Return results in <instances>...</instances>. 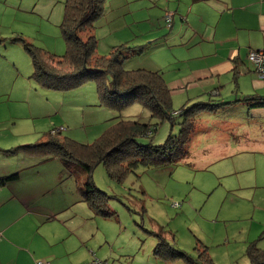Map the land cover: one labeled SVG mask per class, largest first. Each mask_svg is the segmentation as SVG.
Listing matches in <instances>:
<instances>
[{"label":"rangeland","instance_id":"obj_1","mask_svg":"<svg viewBox=\"0 0 264 264\" xmlns=\"http://www.w3.org/2000/svg\"><path fill=\"white\" fill-rule=\"evenodd\" d=\"M65 3L0 0V130L9 136L8 144H41L57 132L91 145L122 119L156 126L153 134L137 137L144 145H160L170 135H178L183 120L177 114L198 101L184 97V91L173 94L174 116L159 120L139 102L119 103L121 99L115 97V105L102 104L95 81L56 91L33 79L31 57L18 39L64 57ZM164 4L162 0H105L94 29L98 54L108 56L114 48H121L124 71L161 70L166 79L179 77L173 68L178 47L163 43L164 35L175 28L176 13L170 11L174 15L168 27L167 8L161 12ZM89 35L81 34L84 39ZM111 80L109 76V87ZM235 88L233 83L227 90ZM210 126L196 125L198 137L186 146V157L176 164L139 167L122 181L110 178L103 164L96 166L95 186L110 197L106 209L111 215L106 217L95 214L80 197L79 186L87 181L82 167L76 169L82 177L79 181L64 174L60 160L43 157L39 172L44 177L24 180L25 189L37 193L35 203L58 206L66 201L73 213L80 206L77 201L83 202L82 216L72 221L78 220V226L86 229L88 242L85 251L77 249L70 264H192L200 260L202 249L213 264H251L249 247L254 244L264 250V147L209 164L204 149L213 137L225 135ZM171 248L190 260H166L157 253V249L165 254ZM5 264H16L15 258Z\"/></svg>","mask_w":264,"mask_h":264},{"label":"crops","instance_id":"obj_2","mask_svg":"<svg viewBox=\"0 0 264 264\" xmlns=\"http://www.w3.org/2000/svg\"><path fill=\"white\" fill-rule=\"evenodd\" d=\"M162 1L163 14L166 8L176 13L175 28H171L172 34L164 35L163 43L178 47L173 68L180 76L166 79L161 70L153 71L162 73L172 100L174 93L183 91L184 97L198 100L193 104L264 96V80L255 75L248 59L251 50L264 48V0ZM233 83L236 88L228 91ZM248 104L242 100L196 118L195 130L196 125L210 123L225 134L213 137L204 149L209 164L264 147V107ZM198 133L194 131L189 143ZM8 139L0 130V264L12 256L16 264H70L77 249L85 251L88 242L86 229L78 226V220L72 221L82 216L83 202L77 201L80 206L73 213L66 201L58 206L35 203L37 193L26 190L24 180L43 176L40 163L44 158L25 153V144L9 145ZM14 174L18 177L9 179Z\"/></svg>","mask_w":264,"mask_h":264},{"label":"trees","instance_id":"obj_3","mask_svg":"<svg viewBox=\"0 0 264 264\" xmlns=\"http://www.w3.org/2000/svg\"><path fill=\"white\" fill-rule=\"evenodd\" d=\"M104 5L105 0H66L61 25L67 46V54L64 57H55L23 39H18L31 57L34 67L33 79L42 87L56 91H69L88 81H95L102 104L115 105L112 100L115 97L121 99L119 103L139 102L148 108L152 117L159 120L171 119L175 110L170 89L162 73L143 69L124 71L122 62L125 55L121 48H114L108 56L98 54L94 29L96 20L103 14ZM170 11L166 10V13ZM84 32L91 35L84 39L81 36ZM252 51L262 52L264 49L250 52ZM249 61L252 62L250 59ZM252 64L255 75L264 80L258 66L253 62ZM109 76L112 79L110 87ZM243 98L230 102L197 103L182 109L179 113L183 120L180 133L176 136L170 135L160 145H144L137 138L153 134L157 129L155 125L122 119L91 145L62 137L56 132L51 133L46 142L23 146V151L40 154L42 158L60 160L64 174L79 181L82 177L76 169L82 167L87 174V181L79 186L80 197L89 204L95 214L106 217L111 215L106 209L110 197L95 186L93 171L96 166L103 164L110 178L122 181L129 172H135L139 167L162 168L176 164L186 157V146L195 131V121L199 114L215 112L242 100L253 107H264V96ZM17 177L18 175L14 174L9 179ZM158 252L166 260L179 257L190 260L173 248L165 254L157 249ZM199 256L200 260H191L192 264H213L206 249L199 250ZM248 257L251 264H264V250L254 244L248 249Z\"/></svg>","mask_w":264,"mask_h":264},{"label":"built area","instance_id":"obj_4","mask_svg":"<svg viewBox=\"0 0 264 264\" xmlns=\"http://www.w3.org/2000/svg\"><path fill=\"white\" fill-rule=\"evenodd\" d=\"M173 15H174V13H171V12H167L165 15V21H166V24L168 27H171ZM249 59L258 66L259 72L261 73L262 77L264 78V51H262V52H256V51L250 52ZM54 133H56V132H54ZM175 205H178V204L176 203Z\"/></svg>","mask_w":264,"mask_h":264}]
</instances>
